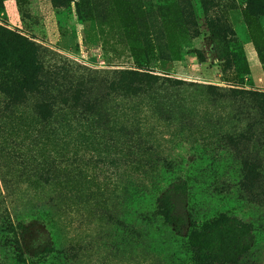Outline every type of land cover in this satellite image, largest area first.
Listing matches in <instances>:
<instances>
[{"label":"rangeland","instance_id":"374dc122","mask_svg":"<svg viewBox=\"0 0 264 264\" xmlns=\"http://www.w3.org/2000/svg\"><path fill=\"white\" fill-rule=\"evenodd\" d=\"M247 11L246 0H1L0 22L61 61L100 70L141 66L186 83L264 92V16ZM211 20L232 29L247 80L235 61L217 57ZM191 96L198 101L192 126L138 109L146 139H86L90 133L79 137L76 128L64 138L32 139L39 128L30 106L0 116V264H229L200 260L202 225L221 215L249 225L241 264H264V139H221L247 120L229 115L227 103L204 102L200 91ZM126 110L115 111L117 127L133 118ZM59 152L78 160V176L44 182L24 167L30 157ZM246 158L260 174L243 185ZM178 183L179 231L160 208Z\"/></svg>","mask_w":264,"mask_h":264},{"label":"trees","instance_id":"16d2710c","mask_svg":"<svg viewBox=\"0 0 264 264\" xmlns=\"http://www.w3.org/2000/svg\"><path fill=\"white\" fill-rule=\"evenodd\" d=\"M65 1L51 0L54 6ZM246 5L250 16H264V0H246ZM225 26L215 20L209 23L217 57L235 61L242 80H247L245 75L249 74V69L242 48L236 47L232 29ZM57 56L61 57L35 37L24 35L0 22V116H4L6 111L10 113L30 106L39 128L32 139H42L45 135L56 139L61 136L60 133L69 136L74 128L79 137L85 132L90 133L86 139H146L148 130H143V126L135 121L138 109L151 111L158 121L183 125L189 122L188 126H192L195 117L190 119L189 114L196 109L198 101L190 95L197 91H200L204 102L214 107L227 103L223 108L229 109V115L235 110L239 120H247L242 131L226 133L221 139H264L263 91L241 85L221 87L186 83L141 66L100 70L69 57H63L61 61ZM224 71L223 65L219 76L222 79ZM117 108L133 112L129 124L122 122L117 127L114 116ZM206 116L203 114L204 121L208 122ZM131 146L135 147L136 143ZM56 156L51 159V155H44L39 161L38 156L37 159L30 157L31 162H24V167L30 166L32 174L41 177L44 182L62 181L71 175H79L80 167L75 157L70 158L60 152ZM25 159L28 160L26 156ZM257 168L256 163L247 158L244 160L243 185L256 180L260 174ZM0 174L5 182L1 165ZM183 196L184 187L178 183L167 189L161 198V214L178 231L184 222L178 212ZM202 226L200 260L210 258L241 264V258L248 249V224L221 215Z\"/></svg>","mask_w":264,"mask_h":264}]
</instances>
